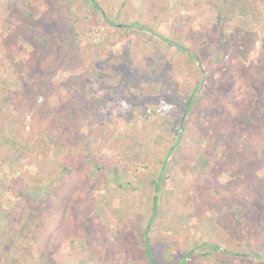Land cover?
Returning <instances> with one entry per match:
<instances>
[{
    "label": "rangeland",
    "instance_id": "obj_1",
    "mask_svg": "<svg viewBox=\"0 0 264 264\" xmlns=\"http://www.w3.org/2000/svg\"><path fill=\"white\" fill-rule=\"evenodd\" d=\"M98 1L115 26L107 24L87 0L52 1L51 9H34L35 22L42 35L54 39L49 48L37 50V67H42L44 61L48 64L54 60L60 49L55 42L57 31L62 33L65 27L57 23L58 16L69 18L74 12L92 18L88 26L93 30V38L87 41L92 46L89 62L96 82H99L97 67H103L109 61L105 59L106 55L110 52L116 56L125 55L136 41H141L139 63L163 57L171 77L165 86L146 84L142 94L133 90L141 103L134 108L128 121L121 116L110 117L119 124V136L101 154L90 155L91 150L80 145L43 148L34 140L39 120H34L31 114L21 120L16 131L21 152L5 143L0 145V253L9 221L7 214L16 215L22 205L37 203L46 189L59 184L61 177L84 178L93 186L90 191L76 193L73 198L70 218L80 233L74 247L82 256L77 264H106L109 259L96 251L103 243H118L113 253L114 264H131L133 258L119 249V241L126 235L135 244L140 237L138 230L143 234L148 218L153 217V208L156 212L149 237L161 263L185 260L187 264H214L212 247L225 245L223 242L234 249L252 253L245 246L239 247L242 241L226 228L229 223L224 221L227 214L234 211L230 206L242 204L246 189L233 191L227 188L231 179L215 167L224 145H217L215 139L206 135L207 112L185 114V97L191 95L193 87L204 75L200 90H213L229 108L233 102H241L247 97L256 101L264 83V22L240 14V6L248 0H149L150 7L145 13L140 8L142 0ZM249 1L264 7V0ZM159 7L160 12L156 11ZM117 25H124V31ZM254 33L260 35L256 41ZM11 35L5 26L0 27V49L3 50L0 85L9 87L12 95L23 98V93L33 90L31 73L34 68L30 59L35 50L25 36L18 37L9 48H3L2 39ZM112 43L116 45L112 47ZM16 62L24 65L22 74H17ZM119 68L126 76L130 72L127 66ZM72 73L61 69L53 82L64 83ZM47 98L49 107L57 108L61 115L69 110L66 103L50 96ZM105 117L109 118L108 115ZM49 124V121L41 124L46 134L56 129L55 133H63L68 142L70 130L58 128V123L49 128ZM183 124L187 128L183 143L192 153L198 151L199 154L197 159L189 161L190 165L184 171L177 173L170 166L180 154L177 147L172 154L170 151ZM16 127L9 122L7 130L11 132ZM29 141L30 147L25 145ZM259 147L264 156V143ZM149 171L163 177L164 189L158 195H153L147 188ZM46 205L56 208L58 199L47 198ZM221 216L223 218L219 220ZM230 217L237 220L234 214ZM138 226L140 229H136ZM91 231L94 235L91 234L93 239L89 241ZM255 242L256 236H251L249 243ZM256 251L260 252L257 248ZM140 252L136 250L134 256L139 257ZM249 259L255 264L263 263L254 254H250ZM9 261L10 258L4 259L0 264L14 262ZM234 264L249 263L237 259Z\"/></svg>",
    "mask_w": 264,
    "mask_h": 264
},
{
    "label": "trees",
    "instance_id": "obj_2",
    "mask_svg": "<svg viewBox=\"0 0 264 264\" xmlns=\"http://www.w3.org/2000/svg\"><path fill=\"white\" fill-rule=\"evenodd\" d=\"M52 1L58 0H0V27L5 26L12 34L11 37L2 39L3 48H9L18 37L25 36L35 50L30 59L34 68L31 73L33 90L23 93L24 97L21 98L19 95H12L9 87L0 85V145L5 143L20 153L17 128L21 120L27 114H31L34 120H39L34 140L43 148H50L52 145H80L91 150L90 155L101 154L119 136V124L117 121L110 120V117L117 119V116H121L120 118L128 121L132 118L134 108L141 103V98L133 90L140 91L142 94L146 84L165 86L171 77V72L163 57L148 63H139L138 51L141 41H136L131 44L125 55L116 56L112 52L106 55L105 59L109 61L103 67L100 65L97 67L99 82H96L92 77L89 62L92 46L90 41H87L93 38V30L88 26L92 18L82 17L74 12H71L69 18L64 19L58 16L57 23L65 27L62 33L57 31L58 39L55 42H58L60 49L54 60L48 64L44 61L41 64L42 67H37L35 62L38 56L37 50L40 47L49 48L54 43V39L42 35V31L35 22L34 9L41 7L51 9ZM60 1L70 2L71 0ZM87 2L93 11L102 15L107 24L115 26L98 0H87ZM160 6L164 7V3ZM149 7V0H142L140 8L143 9V13L147 12ZM160 8L156 11L160 12ZM65 9H61V12ZM239 11L242 16L264 22V7L257 2L245 1ZM117 27L120 31L125 29L124 25H117ZM253 36L255 41L260 38L257 33ZM124 37L122 33V38ZM115 45L116 43H112L111 46ZM2 52L3 50L0 49V56ZM121 65L130 68L127 76L119 68ZM14 67L17 74H22L25 70L21 62H16ZM61 69L73 71V73L66 82L57 84L53 82V79ZM200 72L203 74V71L200 70ZM203 82L204 75L193 87L191 95L185 97V114L195 111L207 112L206 135L210 139H215L217 145H224V150L216 161L215 167L220 174L225 173L231 179L227 185L229 190L246 189L242 204L229 207L234 211H230L224 218V221L229 223L226 228L233 231L232 233L242 241L240 248L242 246L249 248L252 252L250 254H254L264 264V241H260L264 239L262 226L264 222V156L259 147V144L264 143V83L259 89L260 96L256 101L247 97L241 102H233L229 108L227 103L225 104L215 96L213 90L201 91ZM48 96L66 103L69 110L61 115L57 108L49 107ZM107 115L109 118L105 117ZM46 121L50 122L49 128L51 124L58 123V128L70 130L69 143L63 133H55L56 129H50L51 133L46 134V129L41 127V124ZM9 122L17 125L11 132L7 130ZM185 131L187 128L183 124L176 133L177 139L170 151L172 154L173 149L177 147L180 154V157L176 156L170 166L177 173L184 171L190 165L189 161L197 159L199 154L198 151L192 153L183 143L186 138ZM29 144L32 145L31 141L26 142L25 145L30 147ZM115 172H119V169H115ZM149 172L150 181L147 188L149 187L153 195H158L164 189L163 177L153 171ZM92 188L91 182L87 179L61 177L59 184L51 185L46 189L42 199L37 203L22 205L16 215L8 213L9 221L4 236V246L0 253L2 257L0 263L10 258V261H14L13 264H77L82 256L74 247L79 242L80 233L76 223L70 218L72 203L76 193H85ZM50 197L58 199L56 208L46 205V200ZM154 203L156 206L157 197L154 198ZM155 212L156 208H153V217L148 218L143 234L138 230L140 237L137 242L132 243L131 239L126 238L125 235L119 241V249L125 252L126 256L133 258L131 264H187L185 260L161 263V259H158L159 256L149 237ZM232 214L237 216L236 221L230 217ZM222 218L221 216L219 220ZM92 233L91 231L88 235L89 241L93 239ZM254 235L257 242L250 244L251 236ZM116 244L118 243L112 245L103 243V246L96 250L109 259L106 264L116 262V257L113 255ZM223 244L225 245L212 247L214 264H234L237 259H245L249 264H255L254 260L249 259L250 254L234 249L225 242ZM256 248L262 253L256 251ZM136 250H141L139 257L134 256ZM135 258L139 259L135 260ZM97 260L102 262V259Z\"/></svg>",
    "mask_w": 264,
    "mask_h": 264
}]
</instances>
